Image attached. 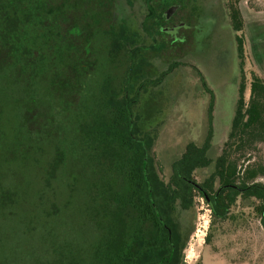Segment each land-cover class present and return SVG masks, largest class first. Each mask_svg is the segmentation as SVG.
<instances>
[{"label": "trees", "instance_id": "16d2710c", "mask_svg": "<svg viewBox=\"0 0 264 264\" xmlns=\"http://www.w3.org/2000/svg\"><path fill=\"white\" fill-rule=\"evenodd\" d=\"M239 1L226 0L235 33L245 27ZM118 2L0 0V224L14 223L16 209L28 196L24 198L18 189L6 185L5 179L15 173L12 164L20 161L26 167L29 160L36 161L33 154L44 155L48 149L39 142L52 147L64 140L68 146L61 142L65 155L55 145L45 171L46 187L58 179L60 170L85 180L84 225L75 233L77 237L48 229L40 240L51 241L54 258L44 264H185L184 251L194 226L180 221L178 213L189 214L196 194L212 209L210 232L216 222L232 218L236 208L255 218L264 230V183L260 182L264 179L260 154L264 145V77L252 73L246 101L244 75H240L230 130L218 156L213 153L215 96L208 91L206 137L203 142L187 143L181 155L170 162V172L164 178L152 156L159 131L153 126L142 131L140 116L134 111L140 104L138 93L148 90V82H142L128 98L123 91L130 87H112L110 81L100 88L98 99L83 96L88 78L103 58L112 60L125 54L132 60L130 73L136 78L140 55L147 47L141 44L140 33L134 31L131 36L126 30L131 28L125 21L134 19L129 0H120L125 17L116 21L114 11L119 15L124 11ZM143 3L141 32L153 37L155 19L159 20L173 1ZM92 7L98 12H90ZM116 26L121 28L118 33ZM129 37L134 42L130 43ZM236 41L242 58V40L236 36ZM166 75L153 83H161ZM130 82L131 77L128 86ZM6 94L14 104L11 116L6 115ZM13 125L18 126L15 131L10 128ZM206 169L209 174L198 183L195 172ZM65 186L71 197L78 194L77 185ZM38 197L44 202V194ZM50 205L48 211L42 209L47 221L60 213L57 201ZM31 243L26 239L25 248ZM23 247L18 228L15 232L13 227L7 228L0 237V264H29L17 255Z\"/></svg>", "mask_w": 264, "mask_h": 264}, {"label": "rangeland", "instance_id": "374dc122", "mask_svg": "<svg viewBox=\"0 0 264 264\" xmlns=\"http://www.w3.org/2000/svg\"><path fill=\"white\" fill-rule=\"evenodd\" d=\"M129 1L127 5L133 10L134 19L126 21L125 25L131 28L130 30L127 27L126 30L131 36L134 31L140 33L143 43L148 47L144 49L146 53L140 55L141 61L136 67L138 71L135 84L137 85L136 79L138 80L140 75L147 74L144 81L155 80L171 64L182 61L173 72L165 77L163 82L157 85L152 82L148 83V92L142 93L140 104L134 109L142 120H139L140 125L138 124L142 131L150 130L152 126L155 127L156 132L159 131L152 156L156 164H160L163 169L162 176L167 179L170 162L176 156L181 155L187 143L203 142L207 135L205 127H208L206 122L210 95L190 64L198 67L215 96L213 111V153L215 156L221 154L230 130L235 104L239 96L238 87L242 82L240 75L242 73L244 75L246 101L250 95L252 73L264 77V52L257 55L259 49L264 51L262 44L258 49V44L264 43V40L257 41V37L264 39V30L260 29V25L256 26L259 16L264 13V0L239 1L238 6L245 23L244 30L239 33L231 31L229 12L228 16L226 13L224 19L221 20V25L219 24V9L216 0H182L186 7L180 10L175 20L184 18L192 24L194 20L193 41L176 50L170 46L167 36H160L158 39L162 47L158 49V52L149 51L153 42L141 32L140 25L145 14L142 7L143 0ZM222 1L227 5L226 0ZM94 2L92 5H95ZM118 3L119 8L124 9L121 12L125 14V5H121L120 0ZM92 11L98 12V9L92 7L90 12ZM120 29L116 26L114 31L118 33ZM236 36L242 40V58H239L237 54ZM129 40L130 43L134 42L132 37H129ZM97 44H102L101 39L97 40ZM109 44L111 43H108V46ZM129 63L125 54L112 60L103 58L97 71L92 72L88 78L86 93L83 96L98 99L100 88L107 81H110L109 84L112 87L121 88L120 85L126 79ZM5 97L7 99L6 115L11 116L15 114L11 111L14 107L13 100H10V94H6ZM10 128L15 131L18 126L13 125ZM61 142L68 149L64 140ZM61 142H56L52 147L44 141L39 142L48 149L45 154L37 153L36 156L33 154L36 161L29 160L26 167L22 162L15 161L11 167L15 172L14 175L5 179L7 186L18 189L24 198L28 196L18 206L19 210L16 209V214L12 218L14 223L0 224V237L5 235L7 228L13 227L14 232L18 228V235L23 237L24 247L17 250V255L25 258L29 264H44V261L49 263L54 258L53 248L49 245L51 241L43 243L40 240L41 236L46 235L48 229L63 236L68 234L65 235L68 237L71 233H78L84 225L82 211L88 200L83 187L85 180L77 178V174L67 176V173L60 170L57 174L58 179L51 181L50 187L45 185V171L54 156L55 145L60 147ZM60 149L67 154L64 147ZM260 154L264 161V145L261 146ZM208 174L207 169L197 170L194 177L198 183H201ZM260 182L264 183V179ZM65 183L72 184V186L77 185L78 194L75 197L70 196ZM39 193L44 194V202L39 200ZM55 201H57L60 213L47 221L42 209L48 211L50 204ZM240 212V208L234 209L232 218L216 222L210 232L212 209L204 198L196 194L194 207L189 214L178 213L180 221L194 226V232L184 251L185 264H264V230L255 218L248 217L246 211L245 214H240ZM24 232L26 233L23 234ZM208 232L211 236L207 242ZM75 237H77L76 234ZM26 239H30L32 243L25 248ZM61 239L66 241L67 238ZM20 264H23L22 261Z\"/></svg>", "mask_w": 264, "mask_h": 264}, {"label": "flooded vegetation", "instance_id": "af4514ba", "mask_svg": "<svg viewBox=\"0 0 264 264\" xmlns=\"http://www.w3.org/2000/svg\"><path fill=\"white\" fill-rule=\"evenodd\" d=\"M172 1H173V3H171L166 9L163 10L160 19L159 20L155 19V25H156L155 26V30H156V32L154 33L153 37L150 36L149 34L143 33V35L146 36V38L150 39L153 42L151 44V46H150L151 49L149 51L155 50L156 52H158L160 50L159 48L162 47V44L159 42L158 38L160 36H164V35L168 37L170 46L174 47L176 50L177 49L178 50L181 49L182 46L188 44V42L192 43V41H193L192 40V37H193V35H192L193 34L192 33V25L194 24V20H193V24L189 20L185 21L184 18H180L179 20H177V19L175 20V16L180 12V10L182 8H184L186 6L182 2V0H172ZM216 1H217V8L219 9V18L218 19H219V24H220L221 20L224 19V16L226 15V13H227V16H228V9H227L225 3L222 0H216ZM119 12H121V11H119ZM114 14H115L114 17L116 18V21H117V18H120V17L124 18L125 17L124 14L119 15L117 12L115 13V11H114ZM192 15H190V16L192 17ZM132 28H133V30L135 29L134 26H132ZM231 31H233V30H231ZM141 37H142V35H141ZM141 44L143 46H146L144 43H141ZM236 46H237V44H236ZM146 49H148V47ZM144 53H146V52L144 51ZM135 60L136 59H133L134 64L136 63ZM129 62L130 63H129V67L127 69L126 79L120 85L121 88H125V87H130L131 88L130 91H125V90L123 91V95L126 98L132 97L133 90H136L137 88H139L143 84L142 82L147 81L148 83H150V82H152V83L154 82L155 83L157 81H160L158 79L161 78L164 73L167 74V75L170 74L171 72H173L179 66V64L182 63V61H180V62H175L176 63L175 65H174V63L171 64L169 66V68L167 70H165L160 75V77H158L155 80H151V81L150 80H145L144 81V77L147 74L146 75H140L139 79L137 80V85H136L135 84V79L132 78L133 76L130 73L131 72L130 68L133 65V63H131L132 60L129 59ZM187 65H189V64H187ZM190 66H191L192 70H194L198 74V76L200 78L199 73L201 75H202V73L199 71L198 67L194 66L193 64H190ZM166 76H164L163 80L165 79ZM130 77H131V82L129 84L130 86H128L127 85V81L130 79ZM163 80L161 82H163ZM200 81L202 83L201 78H200ZM204 82L206 84V87L203 85V83H202V85H203L204 89L207 91V93L210 95V93L208 91H211V90L209 89L207 81L205 80V78H204ZM146 92H148V90ZM142 93L144 94L145 91L139 92L138 96L141 97Z\"/></svg>", "mask_w": 264, "mask_h": 264}, {"label": "crops", "instance_id": "0c3cea01", "mask_svg": "<svg viewBox=\"0 0 264 264\" xmlns=\"http://www.w3.org/2000/svg\"><path fill=\"white\" fill-rule=\"evenodd\" d=\"M258 25H256L257 27H259L260 25V29L261 30H264V13H262L260 16H259V20L257 21ZM262 34V33H261ZM260 37V36H259ZM264 39H262V37L258 38L257 37V41H262ZM262 44V46L264 45V43L260 42V44H258V49H259V46ZM264 52L262 49H259V53L257 52V55H259L260 53Z\"/></svg>", "mask_w": 264, "mask_h": 264}, {"label": "water", "instance_id": "95a60500", "mask_svg": "<svg viewBox=\"0 0 264 264\" xmlns=\"http://www.w3.org/2000/svg\"><path fill=\"white\" fill-rule=\"evenodd\" d=\"M195 185H197V184H195Z\"/></svg>", "mask_w": 264, "mask_h": 264}]
</instances>
